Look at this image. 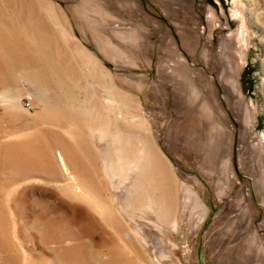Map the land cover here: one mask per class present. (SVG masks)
<instances>
[{
    "label": "rangeland",
    "instance_id": "374dc122",
    "mask_svg": "<svg viewBox=\"0 0 264 264\" xmlns=\"http://www.w3.org/2000/svg\"><path fill=\"white\" fill-rule=\"evenodd\" d=\"M0 264H264V0H0Z\"/></svg>",
    "mask_w": 264,
    "mask_h": 264
},
{
    "label": "bare ground",
    "instance_id": "6f19581e",
    "mask_svg": "<svg viewBox=\"0 0 264 264\" xmlns=\"http://www.w3.org/2000/svg\"><path fill=\"white\" fill-rule=\"evenodd\" d=\"M202 105L205 107L204 104H202ZM203 111H204V108H203ZM202 114H203V113H202ZM18 151H19V150H18ZM24 151H25V150H24ZM28 153H29V152H27V157L29 156ZM31 153H32V152H31ZM63 153H64V152H63ZM63 153H62V154H63ZM62 154L58 153L57 156H58L59 160L62 162L63 167L65 168V165H64V163H63V156H62ZM29 158H30V157H29ZM61 168H62V167H61ZM67 173H68V172H67Z\"/></svg>",
    "mask_w": 264,
    "mask_h": 264
},
{
    "label": "crops",
    "instance_id": "0c3cea01",
    "mask_svg": "<svg viewBox=\"0 0 264 264\" xmlns=\"http://www.w3.org/2000/svg\"><path fill=\"white\" fill-rule=\"evenodd\" d=\"M194 107H195V105H194ZM196 110H198V107L196 108ZM198 117H200V115H198Z\"/></svg>",
    "mask_w": 264,
    "mask_h": 264
}]
</instances>
